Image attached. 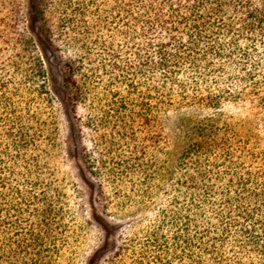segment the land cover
<instances>
[{"label":"trees","instance_id":"trees-1","mask_svg":"<svg viewBox=\"0 0 264 264\" xmlns=\"http://www.w3.org/2000/svg\"><path fill=\"white\" fill-rule=\"evenodd\" d=\"M26 2L0 0V264H87L100 232ZM37 18L121 225L101 264H264V0H37Z\"/></svg>","mask_w":264,"mask_h":264},{"label":"rangeland","instance_id":"rangeland-1","mask_svg":"<svg viewBox=\"0 0 264 264\" xmlns=\"http://www.w3.org/2000/svg\"><path fill=\"white\" fill-rule=\"evenodd\" d=\"M27 18L29 22L30 30L39 45L41 54L44 57L48 72L52 92L57 98L59 107L61 108L62 116L68 120V145L66 151V160L63 164V170L68 176H70L74 182L82 190L84 200L87 206V212L89 217L94 222L97 230L100 232V240L96 247V252L93 254L87 264H101V262L109 256L117 246V239L120 232L119 223L115 218H110L105 215L99 205L97 199V186L94 179L87 172L85 165L81 158L80 143L77 138L76 128L73 124L72 115L69 111L66 93L63 87L62 81V66L67 58L65 54L69 52L62 44L60 52L54 51L43 39L39 21L37 18V0H27ZM231 114H239L241 111L239 108H229ZM190 111H175L170 114L169 122L171 128L177 127V121L180 118L190 115ZM244 115L238 116L242 120ZM248 121L249 124L246 128H254L259 124L254 120ZM177 124V125H176Z\"/></svg>","mask_w":264,"mask_h":264}]
</instances>
